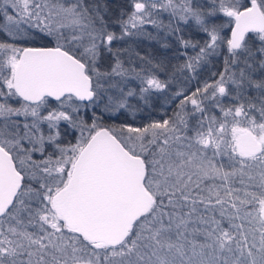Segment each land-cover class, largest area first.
Returning a JSON list of instances; mask_svg holds the SVG:
<instances>
[{
	"label": "snow or ice",
	"instance_id": "obj_1",
	"mask_svg": "<svg viewBox=\"0 0 264 264\" xmlns=\"http://www.w3.org/2000/svg\"><path fill=\"white\" fill-rule=\"evenodd\" d=\"M0 264H264V0H0Z\"/></svg>",
	"mask_w": 264,
	"mask_h": 264
},
{
	"label": "flooded vegetation",
	"instance_id": "obj_2",
	"mask_svg": "<svg viewBox=\"0 0 264 264\" xmlns=\"http://www.w3.org/2000/svg\"><path fill=\"white\" fill-rule=\"evenodd\" d=\"M149 48H151V46H149ZM152 50H155V51H157V52H158V54H160V55H163V54H164V50H161V49L157 48L156 46H155V48H154V49H152Z\"/></svg>",
	"mask_w": 264,
	"mask_h": 264
},
{
	"label": "rangeland",
	"instance_id": "obj_3",
	"mask_svg": "<svg viewBox=\"0 0 264 264\" xmlns=\"http://www.w3.org/2000/svg\"><path fill=\"white\" fill-rule=\"evenodd\" d=\"M156 47H157V48H159V46H158V45H157ZM161 50H163V49H161Z\"/></svg>",
	"mask_w": 264,
	"mask_h": 264
},
{
	"label": "trees",
	"instance_id": "obj_4",
	"mask_svg": "<svg viewBox=\"0 0 264 264\" xmlns=\"http://www.w3.org/2000/svg\"><path fill=\"white\" fill-rule=\"evenodd\" d=\"M158 53V52H157Z\"/></svg>",
	"mask_w": 264,
	"mask_h": 264
}]
</instances>
